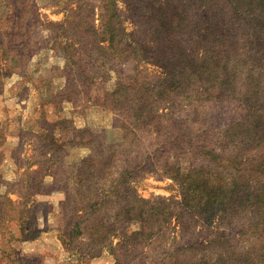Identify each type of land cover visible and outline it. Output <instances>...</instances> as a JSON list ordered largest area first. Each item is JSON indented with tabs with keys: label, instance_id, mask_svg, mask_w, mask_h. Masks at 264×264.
<instances>
[{
	"label": "trees",
	"instance_id": "1",
	"mask_svg": "<svg viewBox=\"0 0 264 264\" xmlns=\"http://www.w3.org/2000/svg\"><path fill=\"white\" fill-rule=\"evenodd\" d=\"M62 3L61 21L41 20L34 0L0 6V26L10 28L0 49L11 65L24 69L46 41L63 55L62 71L52 66L44 79H63L49 98L58 113L31 132L45 159L22 174L17 201L10 186L0 193V238L36 239V203L26 209L20 198L60 193L58 238L82 257L264 264V0ZM38 26L46 40L33 38ZM12 72L0 71V94ZM64 102L107 110L118 136L76 126ZM3 141L0 132V163L9 152L14 159ZM72 148L88 152L69 163ZM148 173L171 179L179 197L139 195L136 183Z\"/></svg>",
	"mask_w": 264,
	"mask_h": 264
},
{
	"label": "rangeland",
	"instance_id": "2",
	"mask_svg": "<svg viewBox=\"0 0 264 264\" xmlns=\"http://www.w3.org/2000/svg\"><path fill=\"white\" fill-rule=\"evenodd\" d=\"M34 1L41 20L61 21L64 19L63 0L51 5L49 0ZM2 2L3 0H0V6ZM119 4L123 8V5ZM6 12L9 15L13 10L9 8ZM124 25L128 31L131 29L127 21ZM8 27V22L1 23L0 43H2L4 32L10 29ZM46 35H48V29L43 26H38L33 30L35 40H46ZM46 42L47 47H41L34 53L22 70L10 64L7 50L0 49V71L12 70L14 72L5 77L0 94V132L4 137L1 147L6 151H12L14 157V159H9V152L0 163V175L4 181L0 185V193L5 192V186H10L15 190L9 194V197L14 201L19 199L16 190L25 184V182H20L22 174L25 171L34 173L37 167L36 163H42L45 159L37 155V144L34 142L31 132L38 131L39 124L51 120L58 113L49 98L52 97L57 86H62L63 79L54 77L53 85L46 84L44 79L51 74L52 66L59 67L57 72L62 71L63 55L61 51L51 47V42ZM142 66L151 73L158 71L157 67L148 63H142ZM63 108L65 114L73 119L76 126H88L107 137L108 140L118 136L117 128L112 126L113 116L107 110L97 107L73 108L68 102L63 103ZM62 134L63 130L56 129L55 138L58 142H60ZM87 152L88 150L84 148L69 149L64 160L72 163ZM30 175L32 181L34 174ZM136 189L139 195L147 198L154 195L179 197L178 186L171 179L159 177L155 173L146 174L136 183ZM49 198L41 197V195L20 198V202L24 203L26 209L36 203L34 212L38 218L41 232L32 241L11 240L7 242L6 237L0 238V264H114L112 256L106 251L99 256L89 258L80 256L79 252L75 250L65 249L56 230L61 220V216L57 215V210L62 196L60 193H53ZM8 226L13 229V232L18 233L16 224L10 222ZM16 235L18 236V234ZM2 249L17 251V256L22 260H15L16 256L14 257L13 254L2 253Z\"/></svg>",
	"mask_w": 264,
	"mask_h": 264
}]
</instances>
